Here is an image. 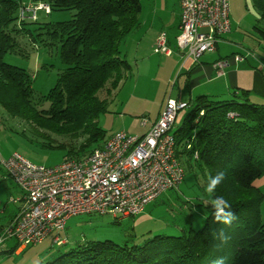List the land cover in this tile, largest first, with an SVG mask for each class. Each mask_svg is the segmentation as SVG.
Listing matches in <instances>:
<instances>
[{
	"label": "trees",
	"instance_id": "obj_1",
	"mask_svg": "<svg viewBox=\"0 0 264 264\" xmlns=\"http://www.w3.org/2000/svg\"><path fill=\"white\" fill-rule=\"evenodd\" d=\"M250 1L261 24L255 30L264 42V0ZM46 5L49 13H75L65 22L38 25L36 18H20L24 8L15 1L0 0V108L35 131L46 143L42 147L66 151L64 161L81 159L107 139L99 118L131 70L120 46L138 26L141 5L139 0H47ZM23 40L31 47L58 44L64 66L55 87L36 102L28 72L3 61L6 54L26 53ZM166 42L169 48L167 36ZM241 53L230 58L244 56ZM230 96H198L185 102L180 124L171 131L183 178L194 170L201 177L197 206L205 219L199 229L183 230L178 237L155 236L141 246L110 241L79 245L44 264H214L221 257L225 264H264V196L253 186L264 178V98L252 99L244 90ZM43 102L46 109L35 107ZM221 171L225 178L209 196V177ZM216 196H223L237 217L230 225L217 223L211 215L210 200ZM221 230L229 237L226 243L218 239Z\"/></svg>",
	"mask_w": 264,
	"mask_h": 264
},
{
	"label": "rangeland",
	"instance_id": "obj_2",
	"mask_svg": "<svg viewBox=\"0 0 264 264\" xmlns=\"http://www.w3.org/2000/svg\"><path fill=\"white\" fill-rule=\"evenodd\" d=\"M12 1H15L20 9L47 4V0ZM170 1L171 7L178 14L180 12L178 1ZM139 2L141 5L139 24L125 37L120 46V53L131 70L109 99L106 113L99 118V127L104 132V138H109L121 130L132 135L139 134L141 119L148 120L147 116L154 118L169 94L172 99H178V93H181L180 100L187 102L190 99L186 89L182 87L181 80L178 84L175 82L177 76L173 75L174 64H169L165 56L157 54L153 48L156 37L163 32L170 43V50H176L177 24L162 29L159 24L157 0ZM228 2L231 30L223 37L227 43L219 44V54L232 56L248 51L253 54V57L250 56L248 59L264 60V42L255 30L261 28V24L251 1L228 0ZM74 13L52 11L45 14L38 11L35 23L44 25L65 22L71 20ZM23 43L27 47L24 55L9 53L4 56L3 61L28 72L34 101H38L55 87L57 76L64 69L59 56V45L31 47L27 40H23ZM230 98L231 96L227 95L220 100ZM35 107L46 109L48 104L43 102L39 106L36 103ZM180 121L181 117L174 125L175 128L179 126ZM50 137L58 142L64 140L53 135ZM81 141L82 139L79 140ZM43 143L44 140L25 122L7 116L0 108V161L18 154L33 164L54 167L66 159V151L42 147ZM200 178L195 170L186 172L177 188L162 193L155 201L146 205L141 214L134 217L114 218L98 214L71 217L66 221L64 230L58 233L59 238L63 240V243L58 245L53 242L57 236L56 232L40 243L19 251L15 241H8L6 247L9 249L0 253V264H44L55 259L61 252L79 245L110 241L118 246H141L155 236L178 237L183 230L199 229L205 219L202 209L197 206L202 195ZM20 192L0 165V226L7 222L15 207L20 205L12 202L19 197ZM262 221L264 223V219Z\"/></svg>",
	"mask_w": 264,
	"mask_h": 264
},
{
	"label": "built area",
	"instance_id": "obj_3",
	"mask_svg": "<svg viewBox=\"0 0 264 264\" xmlns=\"http://www.w3.org/2000/svg\"><path fill=\"white\" fill-rule=\"evenodd\" d=\"M177 1L180 17L175 45L187 59L197 63L204 54L214 52L230 33L229 2ZM37 11L49 13V7L38 4L22 9L20 18L35 20ZM154 46L156 53L171 54L163 32ZM248 56L251 54L245 52L244 56H235L234 61ZM227 65V61H220L215 67L222 73ZM186 108L185 102L168 97L147 128L148 120L141 119L140 128H146L142 135L117 131L83 158L54 167L33 164L18 154L1 160L8 178L21 191L22 206L0 232V253L9 240L22 249L40 243L53 232L57 233L54 244H61L58 233L71 217H134L162 193L177 188L183 169L175 158L171 131Z\"/></svg>",
	"mask_w": 264,
	"mask_h": 264
},
{
	"label": "crops",
	"instance_id": "obj_4",
	"mask_svg": "<svg viewBox=\"0 0 264 264\" xmlns=\"http://www.w3.org/2000/svg\"><path fill=\"white\" fill-rule=\"evenodd\" d=\"M157 4L159 6L157 11L160 14L159 24L162 29H168L175 24H177L178 28L180 12L178 14L175 13L171 7V1L157 0ZM226 43L227 41L224 38L219 44L223 45ZM219 44L217 45L215 52L204 54L197 63H193L191 60L187 59L183 52L179 51L176 47V50L171 51L169 56H165L167 62H170L169 64H174L175 70L173 75L177 76L176 83L178 84L181 80L182 87L186 89L188 96L190 97L189 101H182L179 99L181 93H178V99L175 100L189 103L198 96H208L215 99H221V97L230 95L234 90L248 91L250 92L252 99L264 98V60L247 59L235 62L230 58L231 56L219 54ZM225 59L228 62L227 67H224L222 73H218L215 64L217 61ZM171 73L172 71H170V75H172ZM168 97L171 98L170 94L165 98V100ZM162 106L163 104L159 107V110L155 114L154 118L151 119L147 116L149 123L146 128L155 121ZM146 128H141V132L136 135H142ZM253 186L258 188L264 196V178L256 180ZM21 198L22 195L20 192L19 197L12 200V202H17L20 205L15 207L14 212H12L9 216L7 222L3 226H0V232L19 213L22 206ZM260 214L261 220L264 219V198L260 206ZM6 243L1 252H5L9 249L6 247ZM19 250L20 249L18 248L17 251Z\"/></svg>",
	"mask_w": 264,
	"mask_h": 264
},
{
	"label": "clouds",
	"instance_id": "obj_5",
	"mask_svg": "<svg viewBox=\"0 0 264 264\" xmlns=\"http://www.w3.org/2000/svg\"><path fill=\"white\" fill-rule=\"evenodd\" d=\"M174 103V102H173ZM225 178L224 172H217L214 176L209 177V182L205 189L206 193L211 196L217 188L218 185L222 183ZM212 212L211 215L213 219L220 224L230 225L234 220H236V215L231 210V206L228 201L223 196H216L210 200ZM218 239L222 242H227L229 237L225 234L223 230L218 233ZM214 264H225L223 257L214 261Z\"/></svg>",
	"mask_w": 264,
	"mask_h": 264
}]
</instances>
